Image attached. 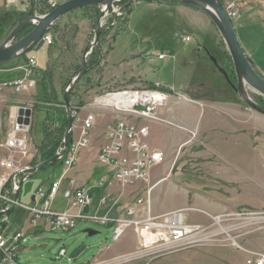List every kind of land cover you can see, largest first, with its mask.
<instances>
[{
  "label": "rangeland",
  "instance_id": "1",
  "mask_svg": "<svg viewBox=\"0 0 264 264\" xmlns=\"http://www.w3.org/2000/svg\"><path fill=\"white\" fill-rule=\"evenodd\" d=\"M57 1L58 3L64 2V0ZM166 3L182 2L158 0L129 3L128 1H121L106 12L102 19V34L98 47L94 48L86 58L88 71L84 77H87L80 82L78 81L79 84L74 86L73 94L71 93L70 96L72 108L77 111L74 122L78 119V122L82 124L88 113H93L97 117L98 113L107 114L108 112L112 116L111 121H114L116 116L112 113L113 107L103 105L100 100L104 99L107 93L122 89L151 88L165 92L168 98L170 94L175 92L174 94L182 95L181 98L204 100L202 96H196L191 92L187 93V84L196 69L195 61H198L200 57L205 60L208 57L213 62L212 56L209 55L206 49L197 51L200 45H204L206 39L200 35L196 27H186L184 25L186 21H189V17L185 14L179 11L176 12V20L172 21L171 18L164 15L162 10L159 11L157 8H153L156 5L160 6ZM45 6L47 7L46 4ZM46 9L45 11L43 7L42 12L44 14L51 11L48 10V7ZM102 11L103 6L96 5L80 8L63 15L48 30L54 43L51 46H43L38 53L35 51L29 53L34 54L38 61L44 62L48 55L50 60L47 64L46 88H42L43 82L38 78L36 79V89L25 92L23 95L26 101L23 102L22 107L33 110L30 130L31 150L29 157L23 159V162L40 161L39 149L42 146L40 140L43 134V126L45 134L46 130L55 134L63 123V119L67 115L64 102L67 85L74 76L82 71L84 53L95 39L97 20L100 18ZM198 11L200 12V10ZM200 23L204 27L203 31L207 36V42L215 48L214 52L212 51L214 58L217 59L219 66L232 78L234 81L232 82L237 84L234 63L226 45L223 47L221 42L218 43L220 37L210 29V25L206 26L204 22ZM186 36L192 37V41H184L183 38ZM115 48L116 54L110 58L109 54ZM97 49H101L99 50L101 55L94 52ZM130 52L132 53L129 54ZM159 54H164V58H159ZM195 54L198 55V59ZM4 64L2 63L0 66ZM12 76L13 74L0 73V82L12 78ZM206 78H208V81H210V78L213 79L209 73L196 74V79ZM159 84L161 88L156 87ZM172 88L174 92L168 90ZM184 93L187 94L183 95ZM43 94L45 97H43ZM248 94L256 103L264 107L263 95L251 88L248 89ZM238 95L237 97L241 102L249 106ZM208 96L218 98L223 97V94L213 89L211 93H208ZM168 98L164 105L168 104ZM195 104L199 110L202 109L200 103ZM36 107H45L46 110L44 109L43 112L42 109ZM2 110L0 104V123L5 124L6 115L4 112L2 113ZM80 112H83V114L79 115ZM157 116L160 117L158 114ZM204 120L205 118L201 117L199 125ZM141 123L146 124V120H142ZM195 134L192 133L193 138ZM256 134H260L258 130ZM153 137L155 144L161 148H167V143L170 145V135L167 128L155 127ZM257 138L260 139L259 136ZM197 141L198 139L195 140L196 144L192 151L193 153L202 151L201 154L204 159H195L193 161L194 167L204 171L206 175H200V172L191 174L183 168L174 172L176 163L172 166L170 174H168L170 163L168 159H165L164 164L155 169L157 170L156 175L165 176L151 192L152 207L155 211L168 209L175 204L193 205L207 209L209 206L203 199L209 193L203 191L199 187L200 182L195 179L214 178L213 175L207 174L216 173L217 166L223 167L224 164L230 167L228 168L230 171L237 173L234 166L227 162L230 158L225 159L227 158L225 152L227 155L234 156L235 159L240 158L242 161L247 160V162L249 160L255 165L257 173L264 177V152H262L261 147L260 149L257 147V154H255L253 148L245 146L243 143H228L225 144L224 148L222 144L213 143V148L208 146L209 144H201ZM218 145L220 146L219 152L217 150ZM189 147L187 146L183 151L181 148L179 155L183 153L182 156H184ZM33 152L36 156L32 157ZM209 161L212 162L209 168L198 167L207 164ZM58 165L48 164L33 175L31 179L23 183L19 197L20 205L10 212L13 227H18L26 216V211L21 205L30 206L33 204L32 196L40 185H48L53 170H57L56 174L59 172L60 166L58 167ZM101 166L104 167L103 165L98 166L100 171ZM99 178V174L94 175L89 185L96 196L104 188L99 187ZM151 182L155 183L156 178H151ZM249 194L251 193H245V195ZM190 196L196 197L195 200L193 198L190 200ZM242 196L243 194H237L234 199L239 200ZM252 198L256 201H252L250 205H247L248 202H237V205L233 204L227 207L226 213L214 216L218 217L219 222L212 218L210 229L214 231L215 237L206 244L192 247L194 249L200 247L206 249L202 255L192 257L191 262L188 264H247L249 255L245 254L240 247L264 252V178L259 180L256 192L253 193V196L251 194L249 199ZM56 203L62 205L64 201L57 199ZM208 219L210 217L200 211L189 213L191 222L205 223ZM87 228H93L99 233L89 235L85 232ZM112 232L113 226H101L88 221H79L77 227L70 232L40 229L38 233L27 234V238L23 242V249L19 253V261L21 264H102L121 257V253L134 252L137 237L132 228H127L124 235L117 242L111 239ZM53 239L60 241L56 244ZM62 248L67 250L65 256L59 253ZM110 252L116 256L107 260H100L106 253L109 254ZM176 253L178 252L155 256L150 264H154L159 258ZM180 262L177 261L174 264H181L184 261ZM114 264H143V261Z\"/></svg>",
  "mask_w": 264,
  "mask_h": 264
},
{
  "label": "crops",
  "instance_id": "2",
  "mask_svg": "<svg viewBox=\"0 0 264 264\" xmlns=\"http://www.w3.org/2000/svg\"><path fill=\"white\" fill-rule=\"evenodd\" d=\"M56 1L57 0H55V2ZM229 1L230 0H223L224 4H226ZM43 7L46 11L47 7L45 6L44 0H40L37 6L35 0H20L16 3H11V4H8L7 0H0V44L3 43V41L7 38V36L14 30V28L18 24H20V22H22L23 20L34 14L43 15L44 14L42 12ZM153 8H157L159 11L162 10L164 15L167 18H171L172 21L176 20V12L178 11L188 16L189 21L188 22L186 21L184 25L186 27H190V26L196 27L197 30H199L200 35L206 39L204 40V45L199 46V49L197 50L198 52L206 49L209 55L214 57L213 50H215L214 46L207 42V36L203 31L204 27L200 22H204V25L206 26L210 25L211 27L210 29H212L220 37L218 43L221 42L222 46L225 47L224 45L226 44L218 28L216 27L215 23L212 20H209L211 18L199 8L183 3H166V4H161L160 6L156 5ZM193 9H197V10H193ZM198 10H200V12ZM237 10H238V16L232 20L234 28L250 62L252 63L255 70L264 78V0H246V1L238 0ZM25 33L26 32L24 31L23 33H21V35ZM190 41H192V39ZM43 46H49V45L44 43ZM42 47L29 51L25 56L4 62L5 64L3 66H0V73L13 74L12 78H9L7 80L25 76L28 68L27 60L31 57H34L36 59V70L34 72L33 77L35 79L41 78L43 72L48 71L47 64L50 60L49 55L47 56V59H45L44 62H41L38 61V59L34 54H29V53L32 51L38 53L40 52ZM131 53L132 52H130L129 54ZM115 54H116V48L110 52L109 57L111 58L115 56ZM196 55L197 54H195V56ZM196 57L198 59V55ZM195 64H196V69L194 70V74L190 78L187 84V90H188L187 93L191 92L196 96H202L204 97V100L202 99H200V101L193 99L186 100L184 98H181L182 95L174 94L175 92L173 88L168 89L170 91H173L174 95L170 94L168 98V104L159 107L156 111L157 114L161 117V119L167 122L146 120V125L149 127V134L147 136V141L153 149L162 152L163 161H165V159L169 160L170 165H169L168 174H170V170L172 166L176 163L174 166V172H177L180 170V168H183V170L191 172V174H196L200 172L199 173L200 175H206L204 171L200 169H195L194 167L195 164L193 161L195 159H200V158L201 160L204 159V156L201 154L202 151L196 152L197 154L193 153L192 151L195 147L196 139H198L197 141L198 143L201 144L206 143L209 144L208 146L213 148H214L213 143L222 144V147L224 148L225 144L237 142V143H243L245 144V146L253 148L255 154H257V150H256L257 147L259 149L261 147L263 149L262 152H264V114L258 112L252 107H249L243 102H241L239 97H237L239 93L229 84V82L226 80L224 75L221 74V72L218 70L214 62L210 61L208 57L206 58V60L200 57L198 61H195ZM206 71L212 76L213 78L212 80L211 78L210 81H208V78L201 80L196 79V74L199 75L201 74V72H204V74H208ZM197 84H199V86L201 87L197 86ZM35 89L36 87L31 89L30 91H33ZM213 89L220 91L223 94V97L213 98L211 96H208V93H211ZM24 93H16L11 88H5L2 91H0V104L3 109L2 113L4 112V114L6 115V123L5 124L0 123L1 135L6 134L7 131L10 129L11 118L15 115V113L18 112V109L23 106L22 105L23 102L26 101L24 100L25 98L23 97ZM187 93H184L183 95ZM195 103H200L202 109L199 110ZM39 109H42L44 112L45 107ZM82 114L83 112L79 113V115ZM98 114L99 115L96 117L93 128L89 131L90 143L87 147H85L86 149L84 150L82 149L79 152L78 162L76 166L72 168V170L70 171L69 177L71 179H74L78 185L83 184L89 188V191L94 198L92 205L93 211L100 215H104L109 211L122 212L124 208L130 206L138 196L142 195L143 189L146 184L145 182H140L135 186L126 189L122 194L120 186L113 179V170L107 166L106 167L101 166L102 173L100 170H98V168L100 167V164L97 161L98 153L101 146L104 143L105 131L107 130L108 125L112 122L111 121L112 116L109 112L107 114L106 113L105 114L98 113ZM201 117L203 119L205 118V120L203 123L201 122L199 125V119ZM157 126L168 129L170 135V139H169L170 145H168L167 143L166 145L167 148H161L158 145H156L154 142L153 130ZM81 127L82 124H80L77 119L74 122L72 129V139L74 141L80 138ZM42 129H43V134L40 142L43 143L45 141L46 134L44 133V126L42 127ZM257 130L260 133L258 135L256 134ZM193 132L196 133L194 138L192 137ZM258 136L260 138L259 140L257 138ZM187 146H190L187 153L184 154V156H182L183 153L179 155V150L182 148L183 151V149H185ZM217 150L218 152L220 151L219 145L217 147ZM225 155L227 156V158L225 159L230 158L229 160H227V162L229 164L231 163L234 166V170H236L237 173H233L232 171H230L228 169L230 167L224 164L223 167L220 165L217 166L216 173L207 174V175H213L214 178L209 177V178L195 179L198 182H200L199 187L203 191L209 193L206 197H204L205 199H203L209 206L207 208L208 210L206 208L204 209L202 207L193 206V205L175 204L174 206L168 209L155 211L152 207L153 205L152 200H150L151 213L156 215V214L167 213L174 210L191 208L193 209L192 211H200L202 213H205L210 217V219H208V221L205 223L191 222L189 220V213L192 211H190L187 214L188 221L191 223L201 224L202 226L208 227L210 229L212 227V222H211L212 218L216 215H221L223 213H226L227 207L232 206L233 204L237 205V202L238 203L248 202L249 204L247 203V205H250L252 201H256V199L254 198L252 199L249 198L251 197V194L253 196V193L256 192L259 180L264 177H262V175H259V173H257V169L255 165L251 163L249 160L247 162V160L242 161L240 158L235 159L233 158L234 156L232 155L230 156L228 154L229 155L228 156L226 152ZM33 156H36L34 152L32 154V157ZM206 156L209 157L208 155ZM163 161L161 162V164L154 167L150 171V178L153 177L156 178L155 185L165 178V176L156 175L157 170H155L156 168H159L161 165L164 164ZM211 161L207 162V164H202V166H198V167L209 168L212 163ZM38 162L41 163L38 160L30 161V163L33 166L38 165L39 164ZM57 164H59L58 167L60 166L59 172L56 174L57 170L56 169L53 170L51 172L50 175L51 179L48 185L46 186L40 185L38 190L40 188H48L51 185V183L61 175L63 171V166L60 163ZM96 174L97 175L99 174L100 176L99 187L100 188L104 187L101 193L97 196L90 189L89 186L92 177ZM101 181H103V184H101ZM68 183H69L68 179L63 181L62 190L68 187ZM22 186H21V192H22ZM38 190L32 196L33 202L35 201V196ZM244 192L245 193L249 192L251 194L245 195ZM237 194H243V196L240 197L239 200L234 199L236 198ZM104 195H109L108 202L105 205H99V200ZM192 198L193 200H195L196 197L190 196V200ZM57 199L64 201V203L62 205H57L56 203ZM70 204L71 201L66 199L61 191L60 194L54 200L52 206L54 210L62 211L67 209ZM145 208H146L145 206L142 207L138 206L136 207V210L138 211L139 214L141 213L143 214ZM40 229L43 230L50 229L49 220L45 216H43L37 219L36 221H34L30 218V216L26 211V216L18 227L16 228L13 227L11 222L9 227V232H16L19 230H23L27 235L29 233H38ZM135 246L137 248V241ZM240 248H242V251L245 254L247 253L248 255H250V253L257 252L254 251L252 248L249 249H246L244 247H240ZM205 249L206 248L204 247H200L196 249L192 247L182 249L177 251L178 253L176 254L159 258L157 261H155L154 264H164V263L174 264L177 261L182 262V260L184 262L182 263L180 262L181 264H188L191 262L190 259H192V257H194L195 255L196 256L202 255L203 252H205ZM130 252L121 253L120 255H125ZM113 256L116 255H112V252H110L109 254L106 253L102 258H100V260L103 259L107 260L108 258H111Z\"/></svg>",
  "mask_w": 264,
  "mask_h": 264
},
{
  "label": "built area",
  "instance_id": "3",
  "mask_svg": "<svg viewBox=\"0 0 264 264\" xmlns=\"http://www.w3.org/2000/svg\"><path fill=\"white\" fill-rule=\"evenodd\" d=\"M18 1L20 0H7V3ZM39 1L35 0L36 6ZM237 1L230 0L224 4L231 20L238 16ZM44 3L48 10L59 5L54 0H44ZM43 40L49 46L54 43L49 31L44 34ZM184 40L190 41L191 37L186 36ZM164 56V54L158 55L159 58H164ZM27 64L26 75L1 81L0 91L11 88L16 93H24L35 88L37 80L33 76L36 70V59L29 58ZM156 87L161 88V85H156ZM155 93L159 94L157 99L153 96ZM117 96L120 99L108 105L113 107L112 112L116 118L105 131L104 143L99 150L97 161L100 165L113 170V179L120 186L122 194L126 189L145 182L142 195L138 196L122 212L109 211L100 215L92 209L94 198L89 188L83 184L78 185L74 179L69 177L70 171L78 162L79 152L90 143L89 131L95 124L96 116L88 113L82 121L80 138L75 141L71 138L70 143L65 145L63 137L55 154L58 157L55 162L63 166L61 175L48 188L38 190L32 205L21 206L34 221L45 216L50 222V229L55 232H70L77 227L79 221H88L101 226H113L111 239L117 242L127 228H132L137 237L136 250L102 264L133 261L150 264L155 256L171 254L211 241L215 237L214 231L201 224L188 221L187 214L193 210L191 208L156 215L150 211L151 192L155 185L151 182L150 171L161 164L163 154L150 146L147 141L149 127L141 121L167 122L157 116L156 109L166 103L168 95L158 89L144 88L122 89L109 92L105 97L115 98ZM138 106H143L145 109L140 110ZM72 113L75 118L77 111L74 108H72ZM24 120L19 122L18 115L15 113L11 118V127L7 133L4 135L0 133V264H21L19 253L27 238L23 230L9 232L10 212L20 205L16 195L19 191L21 192L22 183L35 172V166L30 161L23 162V159L29 157L30 154L32 127L31 120L29 124H26ZM66 179L69 182L68 187L62 190L63 181ZM61 191L63 196L71 201V204L67 209L57 211L52 205ZM108 199L109 195L102 196L99 205H105ZM87 206L89 210L85 211ZM138 206L146 207L143 214H139L136 210ZM213 218L215 221L218 219V217ZM59 253L65 256L67 250L62 248ZM247 264H264V252L250 253Z\"/></svg>",
  "mask_w": 264,
  "mask_h": 264
},
{
  "label": "water",
  "instance_id": "4",
  "mask_svg": "<svg viewBox=\"0 0 264 264\" xmlns=\"http://www.w3.org/2000/svg\"><path fill=\"white\" fill-rule=\"evenodd\" d=\"M128 1L129 3L133 1H158V0H68L60 3L57 7L51 11L43 14H34L29 16L20 24H18L14 30L7 36V38L0 44V64L25 56L29 51L40 48L44 44L43 36L52 27V25L63 15L90 6H103V11L100 18L97 20V26L95 31V39L85 50L84 53V64L82 71L74 76L67 85L64 102L67 111V116L69 120L68 129L64 135L65 145L69 141V131L73 128L74 115L72 113L71 105V93L74 86L80 81L88 71L87 68V56L94 48L98 47L99 40L102 34V19L106 12H108L113 5L117 2ZM184 4L192 5L200 10H202L206 15H208L211 20L215 23L218 28L225 44L227 50L229 51L231 58L234 63V69L237 77V84H234L230 79L228 73L218 64V61L212 57V60L218 70L224 75L229 84L239 93V95L246 101V103L257 110L258 112L264 114V107L256 103L251 97L243 95L242 91L249 88L254 89L258 93L264 96V78L255 70L252 63L250 62L248 56L246 55L236 30L234 28L233 22L228 16L223 0H176ZM29 29L25 34L21 35L26 29ZM140 110H144L143 106L137 107ZM18 121L22 122L25 117V123L29 124L32 116V109L20 107L17 112ZM57 155L49 160H45L35 166V172H39L44 166L51 164L57 160ZM32 174L30 178L34 175ZM20 191L16 195V199L20 196ZM89 210V206L85 208V211ZM89 235H94L99 233L93 228H87L85 230ZM57 244L58 239H53Z\"/></svg>",
  "mask_w": 264,
  "mask_h": 264
},
{
  "label": "trees",
  "instance_id": "5",
  "mask_svg": "<svg viewBox=\"0 0 264 264\" xmlns=\"http://www.w3.org/2000/svg\"><path fill=\"white\" fill-rule=\"evenodd\" d=\"M169 1L178 2L176 0H169ZM29 29L30 28L26 29L25 32L29 31ZM99 48H100V46H99ZM99 50H101V49H97L94 52L96 54L101 55V52ZM47 77H48V71L43 72V74H42V76L40 78L41 81L43 82L42 85H41L43 89L46 88V85H47V80L46 79H47ZM86 77H83L80 81H82ZM230 79L232 80V78H230ZM79 82L77 84H79ZM43 97H45V95ZM68 126H69V120H68L67 115H66L65 118L63 119V123L60 125L59 129L56 131L55 134H53L52 131L46 130V138H45V141L42 143V146H40V149H39L40 154H41L40 162L45 161V160H49V159H51V158H53L55 156L58 148L61 145V142H62V139H63V137L65 135V132L68 129ZM71 138H72V133H70V135H69V141H68V143H70ZM47 148H49V149L46 150ZM56 164H57L56 162H53L50 165H56Z\"/></svg>",
  "mask_w": 264,
  "mask_h": 264
},
{
  "label": "bare ground",
  "instance_id": "6",
  "mask_svg": "<svg viewBox=\"0 0 264 264\" xmlns=\"http://www.w3.org/2000/svg\"><path fill=\"white\" fill-rule=\"evenodd\" d=\"M242 93H243V95L250 97V95L248 94V91L246 89L243 90ZM153 96H155V98L157 99L159 94L155 93ZM119 99L120 98L118 96L115 98L114 97H104V99L100 100V102L105 103L103 105H109V104L113 103L115 100H119ZM217 222H219L218 219H217Z\"/></svg>",
  "mask_w": 264,
  "mask_h": 264
}]
</instances>
